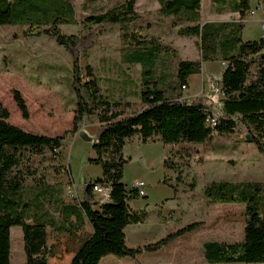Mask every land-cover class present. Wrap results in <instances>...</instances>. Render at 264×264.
Returning <instances> with one entry per match:
<instances>
[{"label":"trees","instance_id":"trees-1","mask_svg":"<svg viewBox=\"0 0 264 264\" xmlns=\"http://www.w3.org/2000/svg\"><path fill=\"white\" fill-rule=\"evenodd\" d=\"M157 1L159 14L173 17L180 35L197 38L198 58L182 59L170 45L132 33L131 27L140 17L137 0H85L81 20L75 0H0V27H24L25 37H48L70 54L71 96L63 101V108L73 112L74 133L80 131L86 117L97 118L100 126L95 139L88 135L94 155L85 163L102 168V176L84 182L78 188L80 195L66 200L68 181L51 180L49 173H68L71 179V167L64 163L62 153L68 132L53 136L26 131L10 121V110L0 103V264H14V226H21L23 231L26 262L21 264H50L51 235L76 238L87 223L92 232L69 264H100L109 255L135 258L159 251L199 229L204 221H193L153 243L136 247L126 244V227L145 222L148 215L146 210L132 208L130 201L138 198L139 192L124 181L125 167L132 160L124 149L134 138L144 144L162 142L181 147L163 163L166 170L177 173V184H172L167 174L162 180L175 192L183 180V170L174 156H190V145L205 143L215 134H233L241 124L255 147L264 152V39L246 40L243 35L253 0H212L218 13L234 12L239 18L205 22L201 17L203 0ZM76 24L82 26L78 34L63 30L65 25ZM109 24L120 25L122 61L141 66L140 86L132 92L127 89L133 83L129 81L119 85L114 95L106 93L93 66L86 65L83 74L82 58L97 40L94 27ZM172 58L176 60L174 68L169 63ZM214 61L224 62L226 67L221 77H212L213 93L184 100L190 76L202 73L205 62ZM48 67L56 69L55 65ZM38 84L42 82L38 80ZM130 93L137 94L142 105L132 113L128 111ZM12 96L22 117L29 120L30 108L21 90L14 88ZM211 106L220 112L214 126L208 122L215 114ZM97 185L109 189L108 200L98 201L94 191ZM204 193L209 204L245 207L243 240L206 241L205 259L213 264L264 263V182L211 181Z\"/></svg>","mask_w":264,"mask_h":264},{"label":"rangeland","instance_id":"rangeland-1","mask_svg":"<svg viewBox=\"0 0 264 264\" xmlns=\"http://www.w3.org/2000/svg\"><path fill=\"white\" fill-rule=\"evenodd\" d=\"M84 3L85 0H75L79 20L85 14ZM215 8L216 4L212 0H203L202 22L206 19L233 18L236 16L230 12H225L223 16H220ZM158 9L159 3L157 0H137V10L140 17L132 25V33H136L138 37L148 41H160L163 44L170 45L178 50L179 57L182 59L198 58L197 38L180 35L178 33L179 26L174 24L175 19L161 16ZM23 30L24 27L19 26L0 27V68L7 67L13 71H19L20 74L26 77L25 88L21 92L32 99L29 106L31 113L29 121L22 117L17 104H15V107L13 105L7 106L11 111V120L27 131H31L30 129L47 131V126L54 123L57 127L53 130H56L57 133L53 135H60L67 131L62 148L65 152L63 160L66 165H69L70 162L75 183L80 186L86 176L84 173L86 158L94 152L92 141L88 138L91 136L95 139L93 135L97 133L98 122L93 116L86 117L80 131L71 132L73 117L71 119L70 116L73 115L63 108V101L71 96L70 79L68 77L71 74V56L54 40L45 36L25 37ZM63 30L67 33L78 34L82 31V26L81 24L65 25ZM94 31L97 33L96 43L81 61L83 74H86V65L93 66L94 72L99 78L100 87L103 91L107 88L105 91L108 94L114 95L118 91L119 85L129 81L133 82L127 86V89L131 92L139 88L141 66L128 65L122 61L120 25H100L94 27ZM251 35L252 32L247 31V36ZM169 63L174 68L176 60L174 58L169 59ZM49 64L56 66L55 71L48 67ZM223 67L225 68L226 64L221 66L220 62H208L205 65V73L209 74L211 78L213 76L219 78L222 75L221 70ZM38 80L42 84H38ZM0 83L4 86L2 87L3 90L0 91V96L4 98L5 102L11 96L15 103L12 96L14 88L12 90L7 89L10 85L9 82L0 81ZM17 89L22 90L20 87ZM188 94L189 92L185 91V95ZM128 99L131 102V106L128 108L130 113L141 109L142 105L137 94L130 93ZM185 99L190 101L194 99V96L185 97ZM67 102L69 101H66L65 105ZM211 110L217 115L220 114L212 108ZM60 124H67V127H60ZM247 134L244 126L240 124L233 134H215L211 140L205 143L190 145V156L188 154L184 155V153L183 157L174 156L183 170V180L177 185L185 208L183 222L185 224L196 220L205 222L196 233L201 246L208 240L235 242L244 238V205L209 204L204 191L205 185L211 181L249 179L264 182V152L259 151L253 143L247 140ZM233 144H237L240 148L244 147L242 154L236 151L237 147H232ZM162 146V142H149L147 144L141 143L140 146L127 144L124 149L125 154L132 158L131 162L125 167L124 181L130 187L136 179L145 180L147 183L146 191L150 193L151 203L161 199L165 193L161 189V184H158L159 179L162 178ZM178 149H181V147H169L166 156H171ZM230 163L238 164L236 169H240L243 175L234 176L235 169L232 168ZM167 176L172 184H177V173L168 170ZM49 178L51 180L63 179L68 181L69 186L66 187L65 198L68 201L73 199L69 195V190L75 192L78 188L72 186L68 173L57 175L55 172L50 171ZM98 198L102 201L106 199L102 196ZM154 205L157 204H153L152 207ZM155 218L157 219V213H152L148 224L153 225ZM152 235H154V232L150 230L141 233L139 240H148ZM11 236L12 262L14 264L25 263L26 253L21 226H14ZM68 240L63 244L60 238L54 240L57 243L51 239L53 256L49 258L50 264L70 263L73 253L77 250L81 241L75 242L76 239L70 240L69 238ZM193 258L198 264H213L206 261L202 247L194 250ZM146 261H152L153 264H168L167 260L162 261L155 258L152 260L148 255L141 258L109 255L103 258L100 264H145Z\"/></svg>","mask_w":264,"mask_h":264},{"label":"crops","instance_id":"crops-1","mask_svg":"<svg viewBox=\"0 0 264 264\" xmlns=\"http://www.w3.org/2000/svg\"><path fill=\"white\" fill-rule=\"evenodd\" d=\"M252 8H256L257 11L254 15L248 14L246 16V18H245L246 27L244 29L243 35H244V38L246 40H260L261 35H262V24L264 23V3L260 2L258 0H253ZM230 13H232L236 16H234L233 18H220L219 17V18H214V19H206L205 21H208V20L209 21L232 20V19H238L239 18L238 13H234V12H230ZM223 14L224 13H221L220 16H223ZM247 31H251L252 35L247 36ZM216 62H220V61H216ZM206 63H208V62H205L203 64L202 73L194 74V75L190 76L189 87L185 89V91L189 92V94L185 95V91H184L183 97H182L184 100H186L185 97H189V96H194V98H195L196 96H199V95L212 94L213 93V89H214V85L212 83L213 78H211V76L209 74L205 73ZM223 64H225V63L220 62L221 66ZM223 70H224V67L221 70V72H223ZM25 80H26V77H24L18 71L16 72V71H13L10 69H6V67L0 68V81L5 82V83L9 82V84H10L7 87V89L12 90L13 88L20 87L22 89L21 91H24ZM2 87H4V86H3V84L0 83V91L3 90ZM23 94H24V92H23ZM24 96H25L26 101L28 102V104L30 106L31 102H32L31 97H28L26 94H24ZM6 102L4 101V98L0 96V103H3L6 107L10 106V105H13V107H15L16 102L15 103L13 102L11 96L8 99V101H6ZM211 108L214 111L219 112V110L216 107L211 106ZM66 112H69L71 115H73V112H71V111H66ZM70 117L72 119V117H74V115L70 116ZM93 117H95V116H93ZM95 119L98 122L96 117H95ZM10 121L13 123V121L11 120V117H10ZM17 124H18V122H17ZM62 125L63 124H60V127H65V128L67 127V124H64L63 126ZM99 126H100V124L98 122V130H99ZM47 127H48L47 131L46 130H32V129H30L31 131H29V132L38 133V134H48V135H53L54 133H57L56 130H53L57 127L55 123L52 125H49ZM57 135H59V134H57ZM93 136H95V135H93ZM136 139H137V141L139 140L138 138H136ZM136 139L135 138L132 139L131 142L128 144L140 146L141 142H137ZM249 142L252 143L251 141H249ZM236 145L237 144H233L232 147L233 148L237 147L236 148L237 150L236 149L235 150L241 153L244 150V147L240 148V146H238V145L236 146ZM169 147L170 146L163 144V146L161 148L162 149V157H161V160H162V163H161L162 178L159 179L158 184H161V189L164 190V192H165L163 197H161V199L155 201L154 203H151V196H150L149 191H147L146 197H138V198L130 201V204L135 211L146 210L148 212V215H147L145 222L137 223V224H130L126 227V229H125L126 244L129 247L139 246L138 244L145 245L148 243L156 242L159 239L167 236L169 233H172V232L178 230L179 228H182V227L186 226L187 224L191 223V222H189V223L185 224L183 222L185 208H184V203L182 201L180 192L179 191L175 192L172 187H170L167 184H164L162 181L164 178V175L165 174L168 175V170H166L164 168L163 163H164L165 158L167 157L166 153L168 154V148ZM62 153H63V155L65 154L64 150H62ZM93 155H94V152L90 156H93ZM230 160L232 161V158ZM230 164L232 165V168L235 169L234 174H233L234 176L235 175H237V176L243 175V173L240 172V169H236L238 164H233V163H230ZM69 165L71 167L70 162H69ZM84 173L86 176H85V180L83 181V183L86 181H89L92 178L102 176V168L100 166H97L94 164L85 163ZM244 180H249V179H242V180L234 179V180H228V181L239 182V181H244ZM71 181H72V186H74L76 188H80L83 185V183L80 184V186L75 183L73 173H72V167H71ZM252 181H256V180H252ZM178 187L179 186H177V189H178ZM76 192L78 193V195H80L78 190H76ZM153 204H157V205H154V207H152ZM152 213H157V219L156 218L154 219L155 223L153 225H149L148 221H149V218L152 215ZM149 230L151 232H154V235L150 236L148 238V240H143V239L139 240L141 233L147 232ZM198 230L199 229L194 230L192 232L187 233L184 236H181V237L173 240L170 244H168L164 248L160 249L159 251L144 252V253L138 255L137 257L141 258V257H145L146 255H148V257H150V259H152V260H153V258L159 259L162 261L167 260L168 264H198V262H195V260L193 258V252L195 249H198L199 247L203 248V244L206 242L205 241L201 246L200 239L196 237V235H197L196 233ZM91 232H92V227L89 223H87V225L85 226V229L82 232H80V234L76 238H70L66 234H61L57 237H56V234H52L51 239L53 242H55L54 240L60 238V240L62 241L63 244L66 241H69L68 238L70 240L76 239L75 242H78L80 240L82 243L84 241L85 237L88 234H90ZM208 241H211V240H208ZM240 241H242V240H240ZM240 241H235V242H240ZM50 242H51V240H50ZM221 242H227V241H221ZM55 243H57V242H55ZM58 244H59V242H58ZM203 252H204V248H203ZM145 264H153V263H152V261L151 262L146 261ZM217 264H245V263H217Z\"/></svg>","mask_w":264,"mask_h":264},{"label":"built area","instance_id":"built-area-1","mask_svg":"<svg viewBox=\"0 0 264 264\" xmlns=\"http://www.w3.org/2000/svg\"><path fill=\"white\" fill-rule=\"evenodd\" d=\"M256 8H251L248 12L249 15H254L256 13ZM261 38L264 39V23L262 24V35ZM218 115L215 113L214 115H210L209 118H211L212 125H216ZM68 166V165H67ZM147 183L143 179H136L134 182H132L130 188H136L139 192V197H144L147 195L146 191ZM95 194L97 196V199L99 202H103L102 199H99V196H102L103 198H106L104 201L108 200L109 198V189L106 188L103 185H97L94 188ZM69 195L73 198H77L79 195L76 192H73L72 190H69Z\"/></svg>","mask_w":264,"mask_h":264},{"label":"water","instance_id":"water-1","mask_svg":"<svg viewBox=\"0 0 264 264\" xmlns=\"http://www.w3.org/2000/svg\"><path fill=\"white\" fill-rule=\"evenodd\" d=\"M88 139H90V137H89ZM247 140H248V141H252V137H251V135L247 134Z\"/></svg>","mask_w":264,"mask_h":264},{"label":"bare ground","instance_id":"bare-ground-1","mask_svg":"<svg viewBox=\"0 0 264 264\" xmlns=\"http://www.w3.org/2000/svg\"><path fill=\"white\" fill-rule=\"evenodd\" d=\"M208 122L212 125V121H211V118H209Z\"/></svg>","mask_w":264,"mask_h":264}]
</instances>
